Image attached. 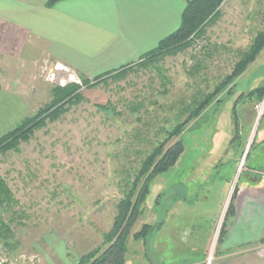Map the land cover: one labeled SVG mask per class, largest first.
<instances>
[{"label": "rangeland", "instance_id": "rangeland-1", "mask_svg": "<svg viewBox=\"0 0 264 264\" xmlns=\"http://www.w3.org/2000/svg\"><path fill=\"white\" fill-rule=\"evenodd\" d=\"M221 12L219 21L188 49L83 86L82 99L69 103L62 119L0 154V175L19 201L14 208L25 212L12 222L15 215L0 209L12 228L7 240L0 241L4 264H80L85 255L106 249L124 199V179L138 168L160 129L175 123L179 107L197 92L213 90L264 30V0H227ZM56 64L41 59L20 67L30 114L54 100L56 86L80 83L79 73L66 67L57 71ZM261 86L264 49L235 80L231 99ZM132 103L142 106L133 112ZM257 105L241 108L237 136L233 121L229 127L226 121L231 113L227 101L216 105V114L213 106L197 126L196 121L188 126L184 154L155 178L144 212L127 236L126 264H216L235 187L249 182L248 167L264 168V116L258 119ZM178 198L180 206L174 203ZM157 221H164L158 232L135 237L143 224Z\"/></svg>", "mask_w": 264, "mask_h": 264}, {"label": "crops", "instance_id": "crops-1", "mask_svg": "<svg viewBox=\"0 0 264 264\" xmlns=\"http://www.w3.org/2000/svg\"><path fill=\"white\" fill-rule=\"evenodd\" d=\"M48 1L0 0V139L35 115L25 100L29 88L21 83V66L48 59L94 78L137 63L180 28L189 0H63L52 7ZM249 92L234 101L233 95L221 98V104L231 103L226 121L228 127L233 121L236 136L241 108L256 101L238 99ZM247 171L251 178L239 186L216 264H264V168ZM175 199L180 206L182 199Z\"/></svg>", "mask_w": 264, "mask_h": 264}, {"label": "trees", "instance_id": "trees-1", "mask_svg": "<svg viewBox=\"0 0 264 264\" xmlns=\"http://www.w3.org/2000/svg\"><path fill=\"white\" fill-rule=\"evenodd\" d=\"M63 0H49L48 6L52 7ZM227 0H189L183 13L180 28L164 38L159 45L143 55L137 63L126 65L118 70L110 71L88 78L80 74V83L70 82L64 86H56L54 100L41 107L37 113L23 120L13 131L0 139V154L10 149L16 150L22 141H28L36 130L48 125V123L62 119V116L70 110L72 103L82 99L80 89L83 86H95L101 83L110 75L121 73V76L143 62L152 63L158 56L172 54L178 50L184 51L191 47L196 39L205 34L208 25L216 24L222 17L221 7ZM264 49V30L257 32L250 46L241 54L240 59L235 63L232 71L226 74L214 86L213 90L197 92L189 103L182 104L175 116V123L169 127L160 129L157 139L151 142L150 151L146 152L138 168L133 174H129L125 180L120 212L115 220L114 226L108 235V246L102 252H93L85 255L80 264H126L127 262V236L131 228L136 224L144 212V206L152 191V184L155 178L173 168L185 152L184 134L188 126L193 122L197 126V120L204 116L213 106L220 105L223 101L221 94L231 96L234 94V82L242 75L248 67L256 61ZM196 71V69H195ZM162 80L167 77L159 71ZM227 98V97H226ZM261 101L264 98V86L251 90L247 95H240L238 99ZM71 103L70 106H67ZM216 104V105H215ZM140 105V106H139ZM141 104H131V111L136 112ZM101 110H107L109 106L98 105ZM233 114L238 119L236 107ZM170 123V122H167ZM191 128H194L191 127ZM239 129L237 125V130ZM238 186L235 187L228 210L226 212L224 225L222 226L219 242L226 233L228 221L234 211V202L238 193ZM19 201L10 188L7 181L0 175V209L15 215L13 221L20 219L25 212L15 210ZM17 217V218H16ZM9 220V221H10ZM10 223L0 215V241H6L12 232ZM162 226L158 223H145L141 230L135 233L137 239H146L153 235ZM264 241V240H263Z\"/></svg>", "mask_w": 264, "mask_h": 264}, {"label": "built area", "instance_id": "built-area-1", "mask_svg": "<svg viewBox=\"0 0 264 264\" xmlns=\"http://www.w3.org/2000/svg\"><path fill=\"white\" fill-rule=\"evenodd\" d=\"M67 68V67H66ZM64 65L62 64H59L57 63L56 66H55V70L57 71H60V70H65L66 69ZM48 68L45 67L44 68V72L47 71ZM51 72H53L54 70L53 69H50ZM80 82V81H79ZM263 105H264V98L258 102V105H257V108L259 110V118L258 119H261L263 116H264V108H263ZM0 264H4V260L2 258H0Z\"/></svg>", "mask_w": 264, "mask_h": 264}]
</instances>
